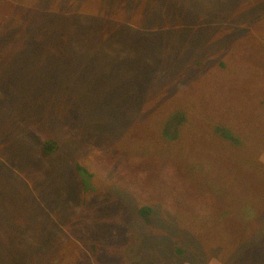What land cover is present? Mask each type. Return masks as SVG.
I'll return each instance as SVG.
<instances>
[{"label": "rangeland", "instance_id": "374dc122", "mask_svg": "<svg viewBox=\"0 0 264 264\" xmlns=\"http://www.w3.org/2000/svg\"><path fill=\"white\" fill-rule=\"evenodd\" d=\"M160 1L0 0V264H234L245 227L263 231L236 197L249 172L251 192L264 185L263 139L246 141L258 169L238 180V151L209 137L238 110L250 137L262 123L264 0H167L158 14ZM188 2L204 14L180 24L169 13ZM49 139L59 150L43 157ZM220 226L235 229L224 262L205 239Z\"/></svg>", "mask_w": 264, "mask_h": 264}, {"label": "trees", "instance_id": "16d2710c", "mask_svg": "<svg viewBox=\"0 0 264 264\" xmlns=\"http://www.w3.org/2000/svg\"><path fill=\"white\" fill-rule=\"evenodd\" d=\"M164 1L167 0H161L158 5H161ZM170 0H168L169 2ZM167 2V3H168ZM167 3L161 5L160 7H155L152 10H156V12L159 14L162 10L163 6V11L166 8ZM187 11H184L182 9V6H178V4H175L174 7L172 8L171 12L169 14H180L181 17L184 19L183 23L184 24L190 21V24L194 22V18H197V14H204V10L202 6H199L198 3L195 2H188L185 3ZM149 14H152L151 11L149 10ZM189 12V13H188ZM161 15V14H160ZM159 17V16H158ZM153 14L150 17V20L152 22H156L157 18ZM176 25V23H174ZM154 27H159L157 24L154 25ZM177 27V25H176ZM159 28H163V32H169L170 28L173 30L171 31H176L178 28H173V26H160ZM182 29H178L179 31H187L189 30L188 27H180ZM190 34V33H189ZM198 43V42H196ZM182 67V66H181ZM166 76V74H164ZM48 76V75H46ZM183 76V75H182ZM42 82V81H41ZM163 84H166V80L163 78L162 80ZM188 97V95H187ZM172 99V98H171ZM146 100H148L146 96ZM189 100V99H188ZM251 100H254L253 97H248V102H251ZM165 102H171L170 98H166ZM254 105L253 108H251V117L254 119H262V123L259 124L257 130H255L254 138L251 136L250 137V129H246L244 123L242 122L240 116H239V110H238V119L234 117L233 114L227 113V117H222L219 118V120H214V124L211 127L212 130L215 131V134L217 136H214L213 134L210 135V139L212 141H222L226 145H228L226 151L228 153H232L234 151H238V158L235 160V166L231 167L228 169L227 173L229 175H234L236 179L241 180L240 178V171H246L249 170L247 168L251 167L252 170L253 167L255 169H258L256 164L253 165V162L257 160V157L252 154L249 150L246 151V141L249 140L250 143H252L255 147L257 146V139L261 138L264 141V131H260V127L264 125V99L262 100L261 104L259 106H255V102L253 101ZM173 105V104H172ZM181 105L182 107H186L185 104H178ZM247 105V104H246ZM72 107L76 108L75 103H72ZM178 107V106H177ZM2 110L3 117L5 118V112L6 110L0 106ZM147 108V107H146ZM248 110V108H246ZM8 115V112H7ZM188 115L186 112L179 108L172 114H167V116L164 115L165 119V125H164V134L167 136L169 131L171 129H174L176 127V135L175 138L179 137V132L181 128V124L185 123V119ZM194 123V121H190L189 124ZM188 124V125H189ZM195 125L199 126L200 123L196 122ZM191 130L188 129L187 132L189 133ZM170 139V138H168ZM59 143L54 140V139H49L44 141L41 144L40 151L41 155L43 157H47L51 155L52 153H55L59 150ZM231 147V149H230ZM261 162V161H260ZM259 162V164H260ZM258 171V170H257ZM257 171L253 174L256 178V181L254 182L251 176V172H249L246 176V178H243L244 180V187L243 191L238 184V194H236V197H238V217H240V221L243 223L246 222V224H253L255 225L256 223H260L262 221V224L264 225V185L263 183H259L257 189H255L254 192H251L250 188L248 187L252 183L258 182V179L261 177L260 175L257 174ZM264 175V173H263ZM228 178V177H227ZM229 179V178H228ZM230 180V179H229ZM264 180V177H263ZM264 182V181H262ZM228 182V185H231ZM235 188V187H231ZM218 196L223 197L220 195V193H217ZM149 209L147 206H143L141 208V214L147 216L149 214ZM2 213L0 215V218H4ZM207 215V214H206ZM230 217L235 218L236 215L233 213L230 215ZM87 227H89L87 225ZM86 227L87 231L88 228ZM237 229V228H236ZM246 230H251L250 233L252 234L251 236L247 235L248 238L253 239V243L255 248H250L248 246L247 239L243 240L241 248L238 247V251H234L230 256L234 257V259L237 261L234 264H239L241 261L244 260H252V264H264V229L263 231L260 229L257 230L259 232H256V226L251 227V225L245 227ZM255 229V230H252ZM234 228H223V227H214L213 235L210 234V229L205 230L206 237L205 239L209 241V243H212L215 247L220 246L222 250V254L218 255V259L224 262L226 259H228L227 254H229L232 251V245H230L228 242L225 241V238H231L233 237V231ZM93 231V229H92ZM95 238V237H94ZM74 241V240H72ZM76 241V240H75ZM105 238L102 239V237H97L96 240L93 241L92 247L93 248H102L103 246L106 245ZM75 243V242H74ZM117 244L120 242L116 241ZM203 241H201V247H205V243L203 245ZM227 244V245H226ZM202 254V252H201ZM253 256V258H251ZM200 258V257H199ZM198 258V259H199Z\"/></svg>", "mask_w": 264, "mask_h": 264}, {"label": "clouds", "instance_id": "9594fccd", "mask_svg": "<svg viewBox=\"0 0 264 264\" xmlns=\"http://www.w3.org/2000/svg\"><path fill=\"white\" fill-rule=\"evenodd\" d=\"M138 176L142 179L144 174L143 173H138Z\"/></svg>", "mask_w": 264, "mask_h": 264}]
</instances>
